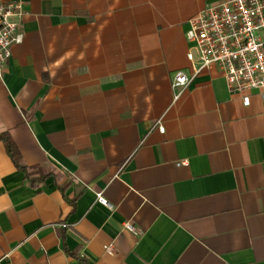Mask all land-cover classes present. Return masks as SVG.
Returning a JSON list of instances; mask_svg holds the SVG:
<instances>
[{
  "label": "crops",
  "instance_id": "1",
  "mask_svg": "<svg viewBox=\"0 0 264 264\" xmlns=\"http://www.w3.org/2000/svg\"><path fill=\"white\" fill-rule=\"evenodd\" d=\"M11 1L0 133L63 177L30 186L0 139V264H264V90L245 106L216 68L171 89L225 0Z\"/></svg>",
  "mask_w": 264,
  "mask_h": 264
},
{
  "label": "built area",
  "instance_id": "2",
  "mask_svg": "<svg viewBox=\"0 0 264 264\" xmlns=\"http://www.w3.org/2000/svg\"><path fill=\"white\" fill-rule=\"evenodd\" d=\"M25 14L22 4H0V77L11 56V45L22 42L18 22ZM188 52L186 59L195 72L186 76L173 75L171 89L176 97L190 85L194 75L202 70L216 68L224 79L226 90L241 96L248 106L247 93L264 90V0H225L210 4L187 22L185 30ZM163 133V128L158 127ZM97 203L107 206L103 196L97 195ZM125 230L135 232L132 224L124 223ZM104 252L113 253L112 245Z\"/></svg>",
  "mask_w": 264,
  "mask_h": 264
},
{
  "label": "trees",
  "instance_id": "3",
  "mask_svg": "<svg viewBox=\"0 0 264 264\" xmlns=\"http://www.w3.org/2000/svg\"><path fill=\"white\" fill-rule=\"evenodd\" d=\"M0 139H2L5 143V147L7 148V153L11 162H13V164H15V166L20 169V171L24 175V180L28 182L30 186L36 188L49 177H52L53 181L57 183V181L63 177V174H61L57 169L53 167H50L48 169L47 168L34 169L25 166L22 162V157L17 149V145L15 144L14 141H12L9 138L8 134L0 133ZM59 189L60 191L63 192L64 188L63 186H59Z\"/></svg>",
  "mask_w": 264,
  "mask_h": 264
}]
</instances>
